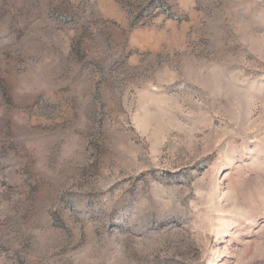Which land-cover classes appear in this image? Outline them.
Returning a JSON list of instances; mask_svg holds the SVG:
<instances>
[{"label":"rangeland","instance_id":"1","mask_svg":"<svg viewBox=\"0 0 264 264\" xmlns=\"http://www.w3.org/2000/svg\"><path fill=\"white\" fill-rule=\"evenodd\" d=\"M0 264H264V0H0Z\"/></svg>","mask_w":264,"mask_h":264}]
</instances>
